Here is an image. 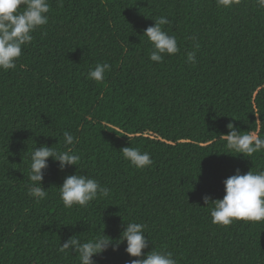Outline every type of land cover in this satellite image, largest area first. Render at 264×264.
<instances>
[{"label": "trees", "instance_id": "1", "mask_svg": "<svg viewBox=\"0 0 264 264\" xmlns=\"http://www.w3.org/2000/svg\"><path fill=\"white\" fill-rule=\"evenodd\" d=\"M49 22L24 46L15 69H0V264H80L61 252L70 236L103 234L115 241L127 221L147 225L157 250L178 264H264V221L211 222L204 195H224L223 180L264 170V153L230 152L224 134L264 137V9L241 0H49ZM166 15L165 31L180 51L163 63L149 59L143 31ZM200 43L195 64L186 60ZM107 62L103 82L87 78ZM78 137L80 174L108 187L109 197L65 208L61 171L49 158L37 202L27 194L28 154L41 145L66 150L63 132ZM130 138V140H129ZM138 147L153 164L136 169L120 149ZM230 152V153H229ZM109 248L97 264L135 257Z\"/></svg>", "mask_w": 264, "mask_h": 264}, {"label": "clouds", "instance_id": "2", "mask_svg": "<svg viewBox=\"0 0 264 264\" xmlns=\"http://www.w3.org/2000/svg\"><path fill=\"white\" fill-rule=\"evenodd\" d=\"M241 0H216L218 8L230 9L239 5ZM258 8L264 9V0H255ZM58 5H63V0H58ZM51 5L49 0H0V69L7 71L17 67V61L22 55L24 46L30 44L33 33L49 22ZM154 24L143 31L147 37L151 49L149 59L156 63H163L165 56H173L180 51L177 37L165 31L164 26L171 21L166 15L152 18ZM193 40V51L187 52L188 63L195 64L196 50L200 43L195 36ZM111 65L107 62H99L87 73V78L95 82H103L106 73L111 71ZM229 132L224 134L227 149L230 152L252 157L255 153H264V137L255 132H241L229 122ZM64 146L66 150H59L52 146L41 145L35 147L28 154L30 160L27 185V194L37 202L47 199L48 192L43 187L45 171L49 167V158L58 162L61 171L70 166H77L74 174L65 176L59 187V198L65 208L73 206L87 207L97 198H106L110 195V189L102 186L100 182L89 175L80 174V166L77 163L80 156L72 149L78 143L69 131L63 132ZM130 140V138H129ZM125 160L136 169H144L153 164L149 152L141 151L138 147L126 146L120 149ZM229 152V153H230ZM224 195L222 198L212 200L210 196L204 195L206 205L212 202L209 208L211 222L220 226H229L235 221L245 222L264 221V170L241 173L240 169L235 174L223 180ZM147 225L135 221H127L118 238L103 234L94 235L91 238L81 240L77 236H70L61 243V252H74L78 254L80 264H97L94 257L102 255L111 248L117 251L119 245L126 243L125 251L131 259L126 264H178L172 251L166 249L157 250L154 246L146 254L142 251L149 247L153 241L146 235Z\"/></svg>", "mask_w": 264, "mask_h": 264}]
</instances>
